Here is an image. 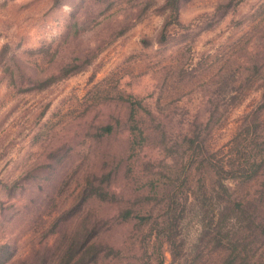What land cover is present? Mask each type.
<instances>
[{
	"label": "rangeland",
	"instance_id": "obj_1",
	"mask_svg": "<svg viewBox=\"0 0 264 264\" xmlns=\"http://www.w3.org/2000/svg\"><path fill=\"white\" fill-rule=\"evenodd\" d=\"M172 1L0 0V264L34 261L32 247L54 264L62 242L48 245L53 234L63 240L86 208L104 221L97 264L154 262L158 242H143L144 255L129 238L146 229L117 218L138 180L183 164L178 144L191 130L203 142L198 156L224 163L246 128L264 146V0ZM131 114L148 136L132 153ZM104 124L113 134L95 137ZM103 169L116 172V198L83 203L82 189ZM180 191L182 200L188 187ZM195 209L187 207L186 243ZM159 253L174 264L166 242ZM259 254L264 264V242Z\"/></svg>",
	"mask_w": 264,
	"mask_h": 264
},
{
	"label": "trees",
	"instance_id": "obj_2",
	"mask_svg": "<svg viewBox=\"0 0 264 264\" xmlns=\"http://www.w3.org/2000/svg\"><path fill=\"white\" fill-rule=\"evenodd\" d=\"M130 117L126 140L127 149L132 153L148 141V136L137 125L138 119L132 114ZM245 130L244 138L229 145L233 161L224 163L215 154L199 157L203 142L191 130L190 135L183 134L178 144L186 153L183 164L180 161L173 163L176 164L174 166L166 162L163 172L154 168L144 182L136 179L140 184L136 187L137 192L134 190L130 206H118L117 218L120 223L133 222L139 232L146 229L143 234L137 233V236L129 238L130 242L141 243L138 250H143L144 255L147 250L143 242H158L154 262L148 256L142 264H163V255L159 253L162 242H166L174 264H205L208 256L211 257L210 264H262L259 251L264 242V217L261 215V210H264V146L254 136H248L251 134L249 128ZM113 132L112 124H104L95 128L94 135L107 138ZM160 133L163 135L164 130L160 129ZM164 147L167 152L170 150L168 146ZM190 162L195 163L197 178L188 175ZM147 164V169H151L149 162ZM127 170L133 176L138 174L134 172L132 163ZM105 171L92 173L93 180H88L82 189L83 203L89 200L101 203L114 201L116 194L111 181L116 172L112 175L111 171ZM183 186L188 187V194L181 200L179 190ZM188 206L196 207L193 215L197 228L192 240L186 243L180 237L188 218ZM155 209L161 213L153 217ZM103 222V218L92 209L80 210L77 224L69 234L62 240L63 237L55 233L53 243H48L53 247L54 242L55 246L56 242H62L51 263L97 264L104 250L99 239ZM48 245L45 247L51 248ZM30 253L35 260L24 261L25 264L48 262L46 253L41 254L38 248L32 247Z\"/></svg>",
	"mask_w": 264,
	"mask_h": 264
}]
</instances>
